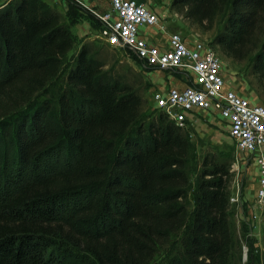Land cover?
<instances>
[{"label": "trees", "instance_id": "obj_1", "mask_svg": "<svg viewBox=\"0 0 264 264\" xmlns=\"http://www.w3.org/2000/svg\"><path fill=\"white\" fill-rule=\"evenodd\" d=\"M0 1V264H232L233 160L204 152L193 180L190 129L149 115L86 45L69 56L77 10ZM171 11L264 94V0Z\"/></svg>", "mask_w": 264, "mask_h": 264}, {"label": "built area", "instance_id": "obj_2", "mask_svg": "<svg viewBox=\"0 0 264 264\" xmlns=\"http://www.w3.org/2000/svg\"><path fill=\"white\" fill-rule=\"evenodd\" d=\"M110 2L109 11L102 14L94 11L101 23L95 39L119 51H130L156 70L179 71L183 80L191 77L192 85L171 86L166 91L155 89L151 101L156 109L183 128L189 125V113L200 110L211 111L224 119L238 151L252 156L258 167L255 204L264 208V103L252 104L235 91L225 89L223 64L210 43L198 40L190 47L179 33L170 32L164 49L152 45L140 35V30L144 26L167 30L161 18L138 0ZM241 187L237 184L235 194L231 195V203L238 207H243L245 202Z\"/></svg>", "mask_w": 264, "mask_h": 264}, {"label": "rangeland", "instance_id": "obj_3", "mask_svg": "<svg viewBox=\"0 0 264 264\" xmlns=\"http://www.w3.org/2000/svg\"><path fill=\"white\" fill-rule=\"evenodd\" d=\"M5 1L7 2L9 0H4L3 2ZM79 1L81 2V0H68L69 11L74 9L77 10L78 17L83 16L84 18L92 17L96 19L97 17L94 11L86 10L81 6ZM1 2L2 1H0V3ZM102 4L104 5V7H100L102 10H96L99 14L106 12V10H110V2L108 3L104 0ZM106 5L108 6L106 7ZM51 8L60 13L67 22L70 20L69 11L67 15L64 16L59 7ZM177 16V19L181 20V22L176 23L177 27L175 28V32L179 33L182 37L186 34L193 33L198 36V40H204L208 43L212 41L213 32L203 34L201 31L189 29L181 17L179 15ZM90 23L92 24L91 21ZM94 24L100 27L99 21L95 20ZM95 34L96 33H94V35ZM156 39L161 41L162 49H164L167 45V38L160 35ZM82 45H86L91 50L92 57L96 63L101 65L103 70L114 80H121L122 83L136 85L147 103L146 106L149 115H157L160 113L159 110L155 108L150 98L151 93L155 90L153 83L150 81L152 79L151 74L156 71L155 67H150L146 61L139 59L130 51H119L98 39H87L86 41L78 43L69 56H75ZM213 48L222 61L223 71L229 73L231 76L241 75L242 78L246 80L247 85L253 89L254 95L257 96L260 103H264V94L261 96L257 94L258 85L256 77L247 76V63H235L224 56L220 48ZM167 73L179 78L183 75L176 70ZM183 81L189 85L193 83L191 77L188 80L185 78ZM200 115V118H203V122H199L202 127L201 135L198 134L196 130L197 127L195 128L191 125L184 127L190 129L191 140L197 146V156L193 162V180L196 177L197 170L200 168L204 152L210 151L211 153L219 154L221 157H229L233 160L231 171L234 173V176L231 182V191L232 194H235L237 184L242 185L241 190L245 202L243 207L232 204L230 209L235 241L232 264H263L264 208L255 204L258 182L256 183L254 175L255 170L256 173L258 172V167L252 156L238 151L236 143L229 135V127L224 119L208 110H201ZM239 208H243V210ZM244 245L246 248L243 247Z\"/></svg>", "mask_w": 264, "mask_h": 264}, {"label": "crops", "instance_id": "obj_4", "mask_svg": "<svg viewBox=\"0 0 264 264\" xmlns=\"http://www.w3.org/2000/svg\"><path fill=\"white\" fill-rule=\"evenodd\" d=\"M51 7H59L64 16L67 15L69 11V2L68 0H46ZM106 2H110V0H105ZM141 3L145 4L149 9L155 12L162 20V24L167 26V30L161 29L159 26H144L140 30V35L147 40L150 44L155 46H161V41L156 38L160 35L169 38L170 32H175L177 27V22H181V20L177 19L178 16L171 11V3L172 0H138ZM104 0H81L79 3L83 8L89 11L102 10L100 7L104 5L102 4ZM111 3V2H110ZM108 5H106L107 7ZM60 11V10H59ZM109 10H106V12ZM97 12V11H96ZM98 13V12H97ZM104 13V12H103ZM99 14V13H98ZM175 15V16H174ZM170 28V29H169ZM71 30L73 34L79 39L86 41L87 39L95 40L96 33L90 21L88 19L82 18L78 21V23L72 25ZM198 36L196 34L190 33L183 36L185 41L190 47H193L194 44L198 41ZM167 46V45H166ZM222 76L225 82V89L235 91L241 97L249 100L252 104H259L260 100L257 96L254 95L253 89H251L244 78L241 75L231 76L229 73L225 71L222 72ZM151 82L153 83V87L160 91H166L168 87L176 86V87H184L185 82L180 77H175L167 72H162L159 70L154 71L151 74ZM201 111V110H200ZM200 111L197 113H189L187 117L188 124L197 127L198 134L202 133V127L200 126L203 118H200ZM201 127V128H200ZM201 135V134H200ZM255 181L258 182V172L255 170ZM258 184V183H257ZM249 211V210H248Z\"/></svg>", "mask_w": 264, "mask_h": 264}]
</instances>
